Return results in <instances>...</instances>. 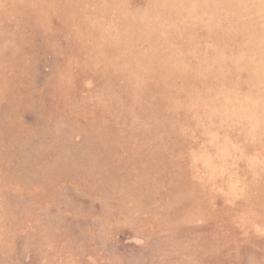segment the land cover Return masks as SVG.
Instances as JSON below:
<instances>
[{"label":"rangeland","instance_id":"obj_1","mask_svg":"<svg viewBox=\"0 0 264 264\" xmlns=\"http://www.w3.org/2000/svg\"><path fill=\"white\" fill-rule=\"evenodd\" d=\"M0 264H264V0H0Z\"/></svg>","mask_w":264,"mask_h":264}]
</instances>
